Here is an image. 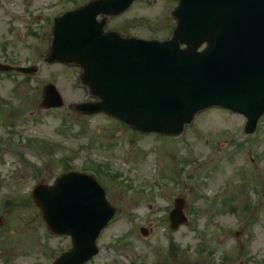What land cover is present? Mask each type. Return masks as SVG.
Listing matches in <instances>:
<instances>
[{"label":"rangeland","instance_id":"obj_1","mask_svg":"<svg viewBox=\"0 0 264 264\" xmlns=\"http://www.w3.org/2000/svg\"><path fill=\"white\" fill-rule=\"evenodd\" d=\"M90 1L0 0V62L39 68L28 80L0 75V264H52L69 252L70 238L49 233L32 191L70 167L95 176L117 209L90 264H264V116L256 141L244 117L221 109L201 113L172 138L76 113L75 105L92 101L80 69L45 58L54 17ZM178 1L137 0L106 29L165 40ZM49 84L64 106L38 107ZM179 198L190 222L171 231Z\"/></svg>","mask_w":264,"mask_h":264},{"label":"water","instance_id":"obj_2","mask_svg":"<svg viewBox=\"0 0 264 264\" xmlns=\"http://www.w3.org/2000/svg\"><path fill=\"white\" fill-rule=\"evenodd\" d=\"M134 1L97 0L56 21L47 62L83 68L82 83L101 100L77 110L105 112L142 132L180 134L205 108H235L237 94L229 90L234 87L236 63L231 61L250 49L251 42L257 44L256 25L264 24V3L257 7L253 0H181L174 12L178 25L173 39L164 43L104 34L107 17L124 13ZM100 15L106 18L98 23ZM204 43L208 49L197 53ZM182 45L188 49L181 50ZM238 66L240 83L246 87L245 66ZM252 84L264 89V78L255 75ZM46 101L48 108L63 105L51 86L46 88ZM263 112L264 105L259 115ZM33 199L50 229L73 239L72 252L55 264H84L98 253L96 240L115 211L93 179L64 176L54 187H38Z\"/></svg>","mask_w":264,"mask_h":264}]
</instances>
